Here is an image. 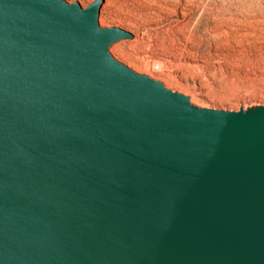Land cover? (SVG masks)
Here are the masks:
<instances>
[{"label": "water", "instance_id": "water-1", "mask_svg": "<svg viewBox=\"0 0 264 264\" xmlns=\"http://www.w3.org/2000/svg\"><path fill=\"white\" fill-rule=\"evenodd\" d=\"M98 13L0 0V264H264V109L196 108Z\"/></svg>", "mask_w": 264, "mask_h": 264}, {"label": "rangeland", "instance_id": "rangeland-1", "mask_svg": "<svg viewBox=\"0 0 264 264\" xmlns=\"http://www.w3.org/2000/svg\"><path fill=\"white\" fill-rule=\"evenodd\" d=\"M64 1L87 9L96 0ZM162 10L171 16L160 27L178 21L188 28L143 35L144 17ZM97 22L132 35L109 47L117 62L188 97L196 108L264 109V0H103Z\"/></svg>", "mask_w": 264, "mask_h": 264}, {"label": "bare ground", "instance_id": "bare-ground-1", "mask_svg": "<svg viewBox=\"0 0 264 264\" xmlns=\"http://www.w3.org/2000/svg\"><path fill=\"white\" fill-rule=\"evenodd\" d=\"M94 3H96L98 5V8L100 9V6L102 5L103 0H96ZM162 13H163V15H161V13L156 11L153 14H150V15H147L144 17L143 22H142V26H139L144 30L143 35H146V36L152 35L155 38H159V37H162V35L168 34L169 32H172L176 29H180L183 31V29L185 30V28L186 29L188 28V23H182V22H178V21L177 22H169V23L163 25L162 27H160L159 23L163 22L164 19H167L169 16H171L168 11L162 10ZM139 27H137V28H139ZM184 39L189 40L190 36L186 33ZM125 40H132V39L128 38ZM194 102H196V101H194ZM196 103H199V102L197 101ZM205 107L208 108L207 106H205Z\"/></svg>", "mask_w": 264, "mask_h": 264}]
</instances>
